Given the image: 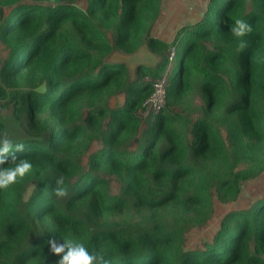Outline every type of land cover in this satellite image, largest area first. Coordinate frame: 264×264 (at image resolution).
I'll return each instance as SVG.
<instances>
[{"label": "trees", "instance_id": "trees-1", "mask_svg": "<svg viewBox=\"0 0 264 264\" xmlns=\"http://www.w3.org/2000/svg\"><path fill=\"white\" fill-rule=\"evenodd\" d=\"M160 4L0 0V135L32 164L0 188V264H56L49 238L107 264H264V194L185 246L211 219L213 195L232 203L264 170V0H208L171 41L152 34ZM237 17L251 25L243 45L228 30ZM142 46L154 65L132 73L111 59ZM170 63L164 106L144 114Z\"/></svg>", "mask_w": 264, "mask_h": 264}, {"label": "rangeland", "instance_id": "rangeland-1", "mask_svg": "<svg viewBox=\"0 0 264 264\" xmlns=\"http://www.w3.org/2000/svg\"><path fill=\"white\" fill-rule=\"evenodd\" d=\"M208 0H161L160 4V13L159 17L152 28V34L162 37L165 40L171 41L177 29L184 25L182 23L186 22L192 12L195 11V7L202 4L203 11L207 5ZM80 5H83V2H79ZM203 13V12H202ZM200 18V17H199ZM198 18V19H199ZM192 23V22H190ZM170 39V40H169ZM112 60H123L130 71L133 73V70L138 63L154 65L158 61V56L151 53L145 46L140 47L135 53L132 54H121L114 53L111 56ZM179 57H176L173 61V66L176 69L178 66ZM194 91V90H193ZM193 93V92H192ZM191 93V94H192ZM150 96V95H149ZM148 96V97H149ZM197 104H200L199 98L196 96L194 98ZM122 95L117 94L110 96L107 99V104L113 106L115 104L121 103ZM149 108H146V111ZM161 109V108H160ZM159 109V110H160ZM2 112V109L0 108ZM148 112L154 113V109H150ZM198 113V111L196 110ZM145 114V113H144ZM99 141H96L92 145V151L99 147ZM264 180V170L257 175L255 178L250 179L243 183L242 191L236 201L232 203H220L214 198V212L211 219L200 228L191 229L186 235L185 246L187 248H198L206 241H209L213 232L218 227L219 219L225 212L231 209L243 208L249 205L253 200L262 196L264 194L263 182ZM112 189L117 190L118 182L113 180L111 183ZM213 194H215L213 192Z\"/></svg>", "mask_w": 264, "mask_h": 264}, {"label": "clouds", "instance_id": "clouds-1", "mask_svg": "<svg viewBox=\"0 0 264 264\" xmlns=\"http://www.w3.org/2000/svg\"><path fill=\"white\" fill-rule=\"evenodd\" d=\"M228 30L243 45L242 38L251 30V25L247 20L237 17L229 25ZM23 148L22 142L14 143L13 139L8 136L0 135V165H4L5 161H15L11 167L0 166V188L12 184L18 177H23L25 173L30 172L31 162L26 158H17L16 156V152L23 150ZM55 184L54 193L58 196L64 195L66 189L63 177H57ZM47 243L52 253L61 254L56 264H107L103 254L97 251H89L83 243L70 238H64L62 242L49 238Z\"/></svg>", "mask_w": 264, "mask_h": 264}, {"label": "built area", "instance_id": "built-area-1", "mask_svg": "<svg viewBox=\"0 0 264 264\" xmlns=\"http://www.w3.org/2000/svg\"><path fill=\"white\" fill-rule=\"evenodd\" d=\"M175 54V49L174 46H171L168 48V58L169 61L173 60ZM170 65L171 63L168 65V67L166 68L165 73H163L161 76L155 78L154 80H152V87H153V91L150 94L149 97H147L143 103L144 107H145V114L148 113V111L150 109H154L155 112L159 111L160 108H162L164 106V102H165V84H166V80H167V71L170 70ZM146 108H149L146 111Z\"/></svg>", "mask_w": 264, "mask_h": 264}, {"label": "crops", "instance_id": "crops-1", "mask_svg": "<svg viewBox=\"0 0 264 264\" xmlns=\"http://www.w3.org/2000/svg\"><path fill=\"white\" fill-rule=\"evenodd\" d=\"M203 12V7L202 4L198 5L195 7V11L191 13L190 18L186 21L189 22L187 24H190V22H195L196 20H198V18L201 16V13ZM157 21V20H156ZM156 23V22H155ZM184 25H186L185 23H182ZM155 25V24H154ZM153 31V30H152ZM154 35H156L155 33H153ZM158 36V35H156ZM160 37V36H159ZM174 37V36H173ZM162 38V37H160ZM163 39V38H162ZM165 40V39H164ZM170 40V39H169ZM172 40V38H171ZM168 41V40H167Z\"/></svg>", "mask_w": 264, "mask_h": 264}]
</instances>
